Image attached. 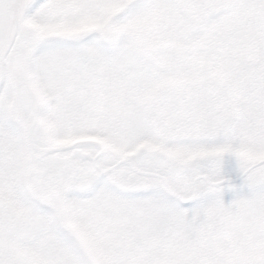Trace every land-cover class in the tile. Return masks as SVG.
I'll use <instances>...</instances> for the list:
<instances>
[{
    "label": "snow or ice",
    "instance_id": "6c2138e0",
    "mask_svg": "<svg viewBox=\"0 0 264 264\" xmlns=\"http://www.w3.org/2000/svg\"><path fill=\"white\" fill-rule=\"evenodd\" d=\"M0 264H264V0H0Z\"/></svg>",
    "mask_w": 264,
    "mask_h": 264
}]
</instances>
